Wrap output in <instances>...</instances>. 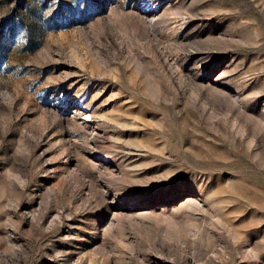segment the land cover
<instances>
[{
  "label": "rangeland",
  "instance_id": "374dc122",
  "mask_svg": "<svg viewBox=\"0 0 264 264\" xmlns=\"http://www.w3.org/2000/svg\"><path fill=\"white\" fill-rule=\"evenodd\" d=\"M0 264H264V0H0Z\"/></svg>",
  "mask_w": 264,
  "mask_h": 264
},
{
  "label": "bare ground",
  "instance_id": "6f19581e",
  "mask_svg": "<svg viewBox=\"0 0 264 264\" xmlns=\"http://www.w3.org/2000/svg\"><path fill=\"white\" fill-rule=\"evenodd\" d=\"M101 158V157H100ZM105 159H108V157H105Z\"/></svg>",
  "mask_w": 264,
  "mask_h": 264
}]
</instances>
